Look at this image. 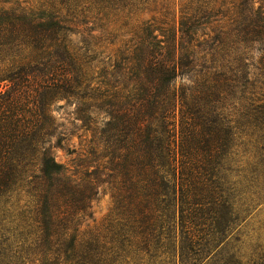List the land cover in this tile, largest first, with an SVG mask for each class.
Returning a JSON list of instances; mask_svg holds the SVG:
<instances>
[{
    "label": "trees",
    "instance_id": "trees-1",
    "mask_svg": "<svg viewBox=\"0 0 264 264\" xmlns=\"http://www.w3.org/2000/svg\"><path fill=\"white\" fill-rule=\"evenodd\" d=\"M45 2L0 0V193L19 183L31 205L25 256L0 264H209L236 221L228 108L242 49L264 52V2ZM60 101L89 134L80 148ZM96 182L114 207L86 231Z\"/></svg>",
    "mask_w": 264,
    "mask_h": 264
},
{
    "label": "rangeland",
    "instance_id": "rangeland-1",
    "mask_svg": "<svg viewBox=\"0 0 264 264\" xmlns=\"http://www.w3.org/2000/svg\"><path fill=\"white\" fill-rule=\"evenodd\" d=\"M18 1L33 4L37 8H46L44 5L47 4V0ZM239 1L227 0L234 4ZM126 22L133 24V21L121 19L119 35L122 34L123 39H130L133 36V29H130L132 24L124 27ZM259 48L258 44H250L248 48L242 49V62L238 67L241 88L233 105L228 108L230 113L236 114L241 127L237 136L232 138L233 154L229 162H225L222 173L225 180L223 184L234 203L236 221L231 224L226 239L209 264L215 261H223L225 264H264V52ZM74 109L73 102L69 105L60 101L54 116L68 131L77 135L84 134L82 138L72 139L73 146L80 148L79 144L83 146L89 134L86 136V132L77 130V125L81 123L75 120L72 114ZM55 152L66 164H71V160L76 158V155H68L66 150L57 149ZM95 185L99 194L92 201L91 218L83 223L86 231L104 229L114 207L108 185L98 182ZM29 201L30 198L27 199L19 183L15 184L12 192L0 193V261L2 258L7 260V257L25 256L27 245L19 244V241L23 240L20 234L23 237L26 235L25 223L31 210ZM12 236L15 238L12 239Z\"/></svg>",
    "mask_w": 264,
    "mask_h": 264
}]
</instances>
